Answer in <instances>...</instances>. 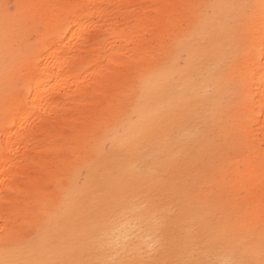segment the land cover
Here are the masks:
<instances>
[{
  "label": "rangeland",
  "instance_id": "rangeland-1",
  "mask_svg": "<svg viewBox=\"0 0 264 264\" xmlns=\"http://www.w3.org/2000/svg\"><path fill=\"white\" fill-rule=\"evenodd\" d=\"M126 2L0 0V169L15 156L5 134L20 104L40 115L31 67L56 49L73 55L79 19L93 28L125 11V24L154 3ZM184 7L112 96L89 95L113 100L40 198L0 226V264H264V0ZM97 40L74 55L80 79L49 78V95L67 103L66 89L93 82L120 45L108 29Z\"/></svg>",
  "mask_w": 264,
  "mask_h": 264
},
{
  "label": "bare ground",
  "instance_id": "bare-ground-1",
  "mask_svg": "<svg viewBox=\"0 0 264 264\" xmlns=\"http://www.w3.org/2000/svg\"><path fill=\"white\" fill-rule=\"evenodd\" d=\"M126 1L127 7L138 3V0ZM152 1L154 3L141 7L142 19L127 18L125 24L120 23L125 20V11H122L121 16L105 18L100 25L93 28L79 19L72 34L79 38L72 46L74 54L67 56V51L63 50L60 55L56 49L50 56L42 58L47 61L50 57V63L45 62V66L34 64L31 67L33 76H36L33 84L36 88L34 104L40 115L29 117L28 108L20 104L18 127L15 131L11 130L5 134L6 144L8 148H13L11 152L15 156L5 157L3 159L5 163L1 162L0 171L3 177L0 180V226L3 229H11L15 224V212L20 209V213H23L22 211L28 208L26 204L28 198L39 199L43 194L42 188H45L42 184L51 180L74 154H79L85 147L90 124L103 113L102 106L113 100L105 102V99L90 98L89 95L98 92L112 96L118 77L124 81V77L130 74L132 60L145 58V51L150 49L152 40L158 34L172 30L183 16H188L184 7L185 0ZM137 12L134 11L133 14ZM60 13L49 11V15L54 19L59 17ZM96 14L98 17H105L107 10L97 8ZM103 29H108L120 45L107 55V63L101 67V71H96L99 73L94 76L93 82L79 90L71 89L72 92L66 89V95L71 98L67 103H63L65 99L62 95H49L44 87L45 81L49 78H55L57 85L75 78L80 79L81 72H78L73 63V59L76 58L74 55L78 50L92 49ZM151 31L152 34L147 37L146 34H150ZM138 34L143 36L140 44L134 39ZM104 59L106 61V58ZM86 78H82L83 81ZM261 100L264 104V89L261 92ZM18 101L21 103V99Z\"/></svg>",
  "mask_w": 264,
  "mask_h": 264
}]
</instances>
